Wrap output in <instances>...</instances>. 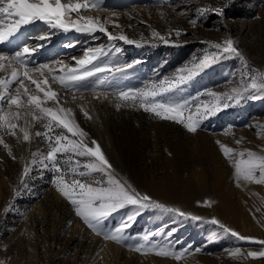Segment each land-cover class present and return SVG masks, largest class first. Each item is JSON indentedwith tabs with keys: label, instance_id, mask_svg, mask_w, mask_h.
<instances>
[{
	"label": "rangeland",
	"instance_id": "rangeland-1",
	"mask_svg": "<svg viewBox=\"0 0 264 264\" xmlns=\"http://www.w3.org/2000/svg\"><path fill=\"white\" fill-rule=\"evenodd\" d=\"M201 6L223 11L196 17V9ZM88 14L105 22L113 35L123 33L139 44L109 41L100 32L72 33L71 37L56 32L60 40L57 47L67 43H75L76 47L75 56L61 57L63 51L57 48L56 52L62 53L56 58L60 67H72L73 57L81 59L88 49L102 48L107 53L100 57L102 63L139 60L124 73L108 74L112 81L108 87H98L115 98L114 92L120 89L143 88L205 56L217 54L219 50L214 45L222 44L226 38L234 41L243 59L224 54L179 90L160 98L199 97L196 103H201L211 99L206 95L209 91L230 92L242 82H250V76L264 72V0H103L101 6L80 12L81 16ZM194 18L195 26L190 23ZM71 19H77L75 13ZM176 29L183 34L176 36ZM154 31L168 43L154 37ZM64 58L68 59L63 61ZM256 95L260 98H246L240 104L222 108L204 120L195 133L130 102L102 100L97 106L107 118L113 146L79 108L84 127L100 144L118 178L158 202L203 217L193 222L158 210H144L130 222L125 233L129 238L123 243L106 239L104 232L118 225L132 209L113 214L98 234L85 225L70 201L51 183L52 172L34 167L27 187L21 184L22 170L31 153L46 151V141L34 136L35 131H43L41 125L33 126L29 143L23 141L18 129L19 139L0 131L13 154L10 156L0 144V264H264V257L247 256L249 251L264 249L259 243L264 240V184L243 180L237 183L233 163L217 143L237 152L251 149L264 153V93ZM117 103L121 104L119 108ZM75 159H80L81 164L87 162V158ZM120 159L125 161V170L118 163ZM99 178L94 175L91 179ZM67 179H72L71 174ZM16 191L20 195L16 196ZM205 200L211 201L210 206L203 204ZM213 217L254 240L240 241L206 222ZM145 234H155L151 241L166 242L186 254L176 259L138 252L131 245L140 242ZM237 248L241 254L231 255Z\"/></svg>",
	"mask_w": 264,
	"mask_h": 264
},
{
	"label": "snow or ice",
	"instance_id": "snow-or-ice-1",
	"mask_svg": "<svg viewBox=\"0 0 264 264\" xmlns=\"http://www.w3.org/2000/svg\"><path fill=\"white\" fill-rule=\"evenodd\" d=\"M103 0H0V43L11 41L17 37L21 29L33 25L37 21L47 25L49 30H59L65 33L76 31L83 34L105 33L109 41H124L127 44H139V41L130 39L127 35L120 33L113 35L105 27V22L92 16H81V10L87 11L89 7L95 8L102 5ZM222 14V8H209L201 6L196 9V17H202L208 12ZM75 13L77 19H71ZM190 23L195 26L197 19ZM50 32H44L38 39L46 41L50 38ZM176 36L183 33L180 29L175 30ZM164 43H168L159 32H153ZM43 45L30 47L28 43H22L17 50L11 54L0 52V71L10 74L0 76V131L17 136V129L22 133L24 142H30L33 133L30 128L34 124L42 126L43 131H35L34 136L46 141V151L31 153L30 161L26 162L22 174L21 184L27 187V178L34 167H42L53 173L51 183L67 198L74 206L75 214L82 218L85 225L93 232L101 233L105 221L113 214L125 209H132L126 217L108 232H104L106 239L116 242H125L129 237L125 235L127 229L144 210H158L165 214H173L185 220L193 222L202 221L203 217L185 212L178 207L167 206L158 202L147 193H140L126 180L117 177L113 165L105 155L100 144L92 140L85 142L87 133L80 128L74 118L73 109L60 105L57 90L49 82L60 85L61 89L80 92L91 90L96 93L98 87H108L112 81L108 74L115 76L124 73L132 68L139 60L131 63L122 60H109L102 63L101 56L107 55L100 49H88L81 59H76L75 66H62L56 69L49 64H40L38 67H29L31 57ZM71 47L72 45H68ZM219 52L211 57L205 56L199 62H193L191 66L178 69L171 77L165 76L159 81L146 84L143 88H126L114 92L120 102H130L132 106L138 105L145 112L154 114L164 120L174 121L189 133H195L201 127L204 120L214 116L231 104H240L246 98H260L256 93H264V72L250 76V82H242L239 86L233 87L230 92L218 93L209 91L206 93L210 100L196 103L199 97L191 100H163L160 97L165 93L179 90L181 86L190 82L200 72L208 68L224 54L237 56L243 59L242 53L234 46L231 38H226L223 43L214 45ZM119 52V49H116ZM59 72L60 74H54ZM13 85L15 88L13 90ZM29 85H34L30 89ZM107 97L108 93H96ZM83 98V97H81ZM73 99H76L73 96ZM51 102L54 106H48ZM117 108L121 106L117 103ZM83 110V109H82ZM88 118L89 114L84 111ZM23 121V123H19ZM58 130V131H57ZM220 150L223 155L232 161L235 179L237 183L241 180L264 184V153L258 154L251 149H244L239 152L232 147L220 143ZM239 144L240 141L237 140ZM0 144L8 150L12 156L11 147L0 137ZM63 165L61 163L62 158ZM73 157L87 158V162L81 164L80 159L73 160ZM15 158V157H13ZM71 174L72 179H67ZM99 175V179H91ZM15 195H20L19 191ZM199 203V202H198ZM203 204L210 206L211 201L205 200ZM10 210L6 208L5 211ZM217 225L226 234H231L240 241H253V237L240 235L238 232L228 228L217 218L213 217L206 221ZM145 234L141 241L131 245L138 252H153L164 257L182 258L185 251H177L168 243L151 241V236ZM264 245V240L259 241ZM199 251V249H197ZM233 256L241 254L240 249H235ZM247 256L252 258L264 257V249L261 251H249Z\"/></svg>",
	"mask_w": 264,
	"mask_h": 264
},
{
	"label": "bare ground",
	"instance_id": "bare-ground-1",
	"mask_svg": "<svg viewBox=\"0 0 264 264\" xmlns=\"http://www.w3.org/2000/svg\"><path fill=\"white\" fill-rule=\"evenodd\" d=\"M83 16L94 17L93 14H88V15H83ZM43 26H46V27H43ZM38 30H42V31L35 34V35H32ZM73 31L74 30L69 31V32H67V34H69L70 37L73 35L72 33H75L76 35L78 34V32H76V31L73 32ZM44 32H50L51 33L50 38L46 41H40L38 39V37L41 34H43ZM56 32H60V33L65 34V32H63V31L49 30L47 25H45L43 22L37 21L33 25H28V26L23 27L21 29L20 33L18 34V36L13 38L11 41L0 43V52H3L5 54H11L15 50H17V48L24 42L28 43L30 47H36L37 45H43L31 57V62L29 64V67H38L40 64H49L50 66H52L56 69H59V67L62 64L60 65L59 59L56 58L58 56V54H60V52L63 51V53L61 52L62 54L59 57H61V56H72V55L75 56L76 51L74 49L76 47L74 48L75 43L72 44L71 47L68 46L69 43L62 44L60 47H57L58 45H60V40L56 38V36H55ZM57 48L61 49V51L56 52ZM67 59L64 58L62 60L66 61ZM8 74H10V70H9V73H5L3 71H0V76H6ZM54 74L58 75L57 72ZM49 82L52 84V87L55 90H57L58 93H60V95L58 97L60 100V105L73 109L74 118H75L76 122L79 124L80 128H82L83 131L87 133V137L85 138L86 143H90L92 140H94V138H92L90 133L87 132L86 128L84 127L82 120L80 119V109H79L80 107L83 109V111L88 112L90 119H92L95 122L97 128L99 129V132L101 134H103L105 138H107L109 144L112 146L114 145L112 138H111L107 118L105 117V115L101 111V109H99V107L97 106L98 105L97 103L102 101V100L109 101V102L110 101L116 102V98L111 93L107 92L108 93L107 97L100 95L99 98H97L96 93H104L106 91H104L100 88L96 89V93H94L91 89L90 90H83V91L81 90L80 92L67 91V90L61 89L60 85L52 82L51 79L49 80ZM29 87H30V89H34L35 86L29 85ZM14 88H15V85H13V90H14ZM73 96H75L76 99H73ZM81 97H83V98H81ZM48 106H54V105L51 102H49ZM19 123L22 124L23 121H20ZM32 128H30L31 133H33ZM27 143H29V142H27ZM118 163L125 170V166H126L125 161L123 162L120 159L118 161ZM121 254L122 253L120 252L118 254V256H120ZM121 263H124V262H121Z\"/></svg>",
	"mask_w": 264,
	"mask_h": 264
}]
</instances>
